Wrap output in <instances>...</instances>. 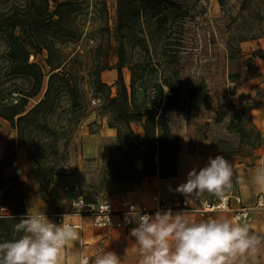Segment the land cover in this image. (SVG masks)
<instances>
[{
	"label": "trees",
	"instance_id": "obj_1",
	"mask_svg": "<svg viewBox=\"0 0 264 264\" xmlns=\"http://www.w3.org/2000/svg\"><path fill=\"white\" fill-rule=\"evenodd\" d=\"M176 15L180 22L187 15L179 0H117L112 28L108 0H0V120L10 122L17 144L26 148L31 173L39 180L37 191L52 197L49 183L56 173L54 169L40 172L39 166L33 165L37 135L32 127L36 124L51 130L47 119L62 95L70 102L71 111L87 109L85 75L87 84L100 95L108 126L116 129L101 179L106 193L133 188L156 175L177 176L181 143L168 112L178 102L180 81L172 73L165 75L155 83L153 95L145 93L139 100L136 83L154 67L128 53L129 46L150 53L160 26L166 28L165 21ZM84 39L89 53H102L91 64L81 59L79 50L64 48ZM110 51L117 58L114 64L107 58ZM177 52L172 51L171 56L175 58ZM39 54H44L43 64L37 60ZM124 67L130 71V85L125 82ZM110 69L117 71L115 94L102 78L103 71ZM17 79L25 83L18 84ZM164 87L171 95H166ZM13 92L19 95L17 102L8 100ZM36 97L39 99L31 103ZM133 123H140L142 131H136ZM9 153L11 177L2 182L11 187L3 190L0 183V207L6 206L9 213L0 214V241L20 235L15 224L29 212L26 198L31 194V187L19 177L16 152Z\"/></svg>",
	"mask_w": 264,
	"mask_h": 264
},
{
	"label": "rangeland",
	"instance_id": "obj_2",
	"mask_svg": "<svg viewBox=\"0 0 264 264\" xmlns=\"http://www.w3.org/2000/svg\"><path fill=\"white\" fill-rule=\"evenodd\" d=\"M179 1L187 9L186 17L181 22L177 15L166 20V28L160 26L159 36L150 43V53L138 47H128L133 59L154 67L144 79L137 81L136 95L143 100L145 93H155V83L165 75L172 73L173 77L177 76L180 81L178 102L168 112V118L172 130L183 144V151L195 157L190 165L202 167L205 164L200 160L208 161L210 156L222 154L233 165L241 160L253 166L264 147L261 130L255 120L256 112L253 113V108L258 105L250 99L257 91L256 86L264 83V0ZM116 4L117 0H108L112 28L115 27ZM85 41L70 43L64 48L69 52L79 50L81 59L91 64L102 53H89ZM176 49L178 54L173 58L171 53ZM107 58L113 64L117 62L111 51ZM37 60L43 64L44 54H39ZM123 73L125 82L130 85L129 69L124 67ZM102 78L112 85L115 94L116 69L103 71ZM87 80L85 75L87 109L71 111L70 102L62 95L55 111L47 119L51 130L36 124L32 127L37 135L33 143L36 155L33 165H38L40 172L54 169L56 173L49 183L52 197L37 191L39 180L31 173L28 152L25 165L27 179L24 181L31 187V193L37 194L52 209L57 208L51 186L55 176L58 179L72 176L70 184L77 182L92 195L107 192L101 179L107 166L109 147L116 140V129L108 126L100 95L93 92ZM16 82L25 83L21 79ZM163 89L166 95H171L167 87ZM18 97V93L13 92L8 100L17 102ZM39 97L32 99L31 103ZM134 127L136 131H142L140 123H135ZM7 132L0 139L5 151L11 148ZM10 162V153L0 155L3 190L11 187L10 183L2 182L11 177ZM17 162L20 173L18 158ZM67 182L59 180L58 184ZM60 190L56 187L57 193L60 194ZM6 213L9 209L0 207V214Z\"/></svg>",
	"mask_w": 264,
	"mask_h": 264
},
{
	"label": "clouds",
	"instance_id": "obj_3",
	"mask_svg": "<svg viewBox=\"0 0 264 264\" xmlns=\"http://www.w3.org/2000/svg\"><path fill=\"white\" fill-rule=\"evenodd\" d=\"M234 179V165L222 154L209 157L197 170L193 168L177 191L184 193L187 203L195 201L209 208L205 193L221 201L228 200L226 190ZM237 183L241 177L235 176ZM250 180L264 191V164L256 167ZM74 214H64L61 222L50 220L44 212H29L15 224L16 238L0 241V264H61L64 249L78 237L81 225ZM139 248V264H245L264 244V237L250 231L239 216L194 217L185 211L159 209L154 214L132 207L125 214ZM71 264H89L82 252H74ZM92 264H121L115 251L100 249Z\"/></svg>",
	"mask_w": 264,
	"mask_h": 264
},
{
	"label": "crops",
	"instance_id": "obj_4",
	"mask_svg": "<svg viewBox=\"0 0 264 264\" xmlns=\"http://www.w3.org/2000/svg\"><path fill=\"white\" fill-rule=\"evenodd\" d=\"M255 89V88H254ZM257 91L250 98L253 100L258 106L253 108V113L255 115V120L257 125L259 126L261 133L264 132V83H261L259 86H256ZM133 123V127H134ZM135 128V127H134ZM13 130L10 122L7 120H0V139L3 133L7 132V135L10 131ZM14 150L16 152L17 158L20 162V173L19 177L22 180L27 179V170L25 168L26 165V149L23 146H19L16 144L15 146H11L8 150L3 149L2 142L0 141V155H5ZM203 159V158H201ZM195 160L191 154H187L183 151V144L180 145V153H179V169L177 176L169 177V178H160L159 176H152L144 179L139 185L134 186L128 190V193L131 197L136 198L139 201L150 202V198L155 193H160V195L166 199L171 200L178 197L186 196L183 194H178L177 188L182 183H185L188 177V173L193 169L199 168L195 165H190V161ZM203 164H206V160H200ZM264 164V147L262 149L261 156L258 158L257 162L253 166L246 165L244 161L238 160L235 162V171H234V179L230 189L226 191H235L242 196L243 203L248 206H252L251 215L252 221L247 223L250 231L257 233L258 235L264 237V206H256L257 199L259 195L263 196L264 203V191L256 188L250 177L254 173L257 166ZM241 177L240 183H237L235 180V176ZM59 180L64 183L65 181H69L65 184L59 185ZM70 181L73 182L72 176H61L58 179L55 176V181L51 184L53 189V197L55 198L56 209H52L51 206L43 201L37 194L31 193L26 198V205L28 211L32 212H44L49 213L50 211H57L63 209L67 206L69 202V191L75 183L70 184ZM56 187L61 188V193H57ZM87 193L88 199H99L104 194L98 193L96 195L90 194L86 189H84ZM62 201H59V199ZM117 196L114 197L117 200ZM204 198H213L205 193ZM63 199L65 201H63ZM194 217L204 218L201 213H189ZM208 216H227L232 217V213L230 211H216L211 212ZM51 220V219H50ZM85 226L80 232V236L75 240L69 242L68 246L63 250L64 251V260L61 261V264H71V257L74 252H82L83 255L88 256L90 258V263L98 253L100 249L104 250H112L115 251L118 255L121 256V264H139V248L135 244L134 237L130 236V229H121V228H111V227H93L90 225L89 220L85 219ZM134 225L133 227H135ZM245 264H264V244L260 246L254 257H249Z\"/></svg>",
	"mask_w": 264,
	"mask_h": 264
},
{
	"label": "built area",
	"instance_id": "obj_5",
	"mask_svg": "<svg viewBox=\"0 0 264 264\" xmlns=\"http://www.w3.org/2000/svg\"><path fill=\"white\" fill-rule=\"evenodd\" d=\"M261 138L264 140V132L261 133ZM7 140L10 146L17 144V134L14 129L8 133ZM128 190L125 189L112 194L106 193L99 199H88L84 188L79 183H76L68 189L69 202L67 206L45 214L49 219L57 223L61 222L64 214H74L72 217L74 222L81 225V228L78 230V237L85 226V219H88L90 225L93 227L130 229L135 224L127 223L125 221V214L130 212L132 207L138 208L142 214L144 212L154 214L159 209H171L173 212L185 211L186 214L201 213L203 217L208 216L211 212L230 211L232 217L239 216L242 223L252 221V206L245 205L242 196L235 191H226L228 200L223 202V208L220 207L221 201L216 200L214 197L210 199L204 198L209 202V208L205 209L195 201L187 203V196L166 200L160 193H155L151 196L150 202H145L131 197ZM115 196L118 197L117 200L114 199ZM256 206H264L262 195L258 196Z\"/></svg>",
	"mask_w": 264,
	"mask_h": 264
}]
</instances>
